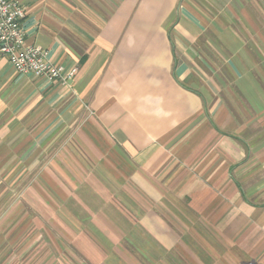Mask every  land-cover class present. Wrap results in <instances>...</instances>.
I'll list each match as a JSON object with an SVG mask.
<instances>
[{"label":"crops","instance_id":"obj_1","mask_svg":"<svg viewBox=\"0 0 264 264\" xmlns=\"http://www.w3.org/2000/svg\"><path fill=\"white\" fill-rule=\"evenodd\" d=\"M19 1L78 72L0 54L7 203L56 206L88 252L118 230L141 264H264V0Z\"/></svg>","mask_w":264,"mask_h":264},{"label":"rangeland","instance_id":"obj_2","mask_svg":"<svg viewBox=\"0 0 264 264\" xmlns=\"http://www.w3.org/2000/svg\"><path fill=\"white\" fill-rule=\"evenodd\" d=\"M6 182L5 178L0 180V263L141 264L140 261L145 260L142 257H147L141 251L146 246L140 243L138 247L135 236L123 238L118 230H114L118 236L111 238L117 243L112 246L113 253L88 252L87 239L83 234L78 236V224L65 219L60 213L56 214V206L32 205L28 208L21 202L19 194L16 204L9 205L7 202L13 193L10 191L7 198L9 190L2 188ZM97 240L101 242L103 238L98 237ZM138 240L143 241L141 238ZM147 254L151 256V253Z\"/></svg>","mask_w":264,"mask_h":264},{"label":"built area","instance_id":"obj_3","mask_svg":"<svg viewBox=\"0 0 264 264\" xmlns=\"http://www.w3.org/2000/svg\"><path fill=\"white\" fill-rule=\"evenodd\" d=\"M26 14L19 0H0V54L7 56L21 74L68 84L77 74L78 68L56 64L44 46L26 42L23 23Z\"/></svg>","mask_w":264,"mask_h":264}]
</instances>
